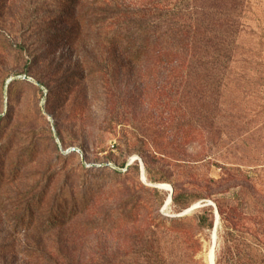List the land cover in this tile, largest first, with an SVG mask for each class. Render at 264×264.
<instances>
[{"label": "rangeland", "instance_id": "374dc122", "mask_svg": "<svg viewBox=\"0 0 264 264\" xmlns=\"http://www.w3.org/2000/svg\"><path fill=\"white\" fill-rule=\"evenodd\" d=\"M227 1L219 71L116 48L168 0H0V264H217L195 217L264 202V0Z\"/></svg>", "mask_w": 264, "mask_h": 264}, {"label": "trees", "instance_id": "16d2710c", "mask_svg": "<svg viewBox=\"0 0 264 264\" xmlns=\"http://www.w3.org/2000/svg\"><path fill=\"white\" fill-rule=\"evenodd\" d=\"M73 3L69 1L68 8ZM227 3V0L224 3L222 0H168L161 4L160 11L169 19L159 24L158 34L152 36V40L149 27L139 24L135 30L121 29L111 41H115L117 49L123 48L135 54L147 50L152 44L156 45L166 52L165 56L170 57L167 60L170 64L200 68L204 62L205 68L227 70L233 61V54L231 49L229 51V37L226 36L238 26L237 20L231 16L236 7ZM218 35L223 40L217 46L212 39ZM208 50L211 53L204 58L197 54ZM245 191L241 186L234 192L233 197L238 199L235 205L228 204L227 198L216 201L221 224L217 264H264V202L244 196ZM179 198L176 194L173 197V203L179 210L189 208L187 205L180 206ZM201 212L208 217L196 216L198 226L206 219L208 228L213 229L215 208L205 206Z\"/></svg>", "mask_w": 264, "mask_h": 264}, {"label": "water", "instance_id": "95a60500", "mask_svg": "<svg viewBox=\"0 0 264 264\" xmlns=\"http://www.w3.org/2000/svg\"><path fill=\"white\" fill-rule=\"evenodd\" d=\"M172 196H173V191H171V194H170V196H169V198H170V201H172ZM207 206H213L214 208H215V215H216V217H215V228H216V225L218 224V222H219V214H218V211H217V209H216V207L212 204V203H208V205ZM188 213H186V212H184L181 216H185V215H187Z\"/></svg>", "mask_w": 264, "mask_h": 264}, {"label": "bare ground", "instance_id": "6f19581e", "mask_svg": "<svg viewBox=\"0 0 264 264\" xmlns=\"http://www.w3.org/2000/svg\"><path fill=\"white\" fill-rule=\"evenodd\" d=\"M168 188V186H166ZM214 251L212 250L209 254V264H214Z\"/></svg>", "mask_w": 264, "mask_h": 264}]
</instances>
